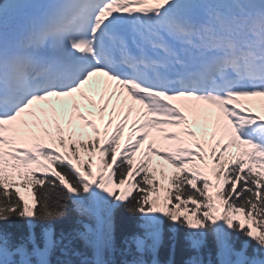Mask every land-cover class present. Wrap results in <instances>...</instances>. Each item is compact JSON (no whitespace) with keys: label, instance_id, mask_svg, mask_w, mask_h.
Returning <instances> with one entry per match:
<instances>
[{"label":"snow or ice","instance_id":"obj_1","mask_svg":"<svg viewBox=\"0 0 264 264\" xmlns=\"http://www.w3.org/2000/svg\"><path fill=\"white\" fill-rule=\"evenodd\" d=\"M49 98L79 131L24 119ZM254 98L264 0H0V264H264Z\"/></svg>","mask_w":264,"mask_h":264},{"label":"trees","instance_id":"obj_2","mask_svg":"<svg viewBox=\"0 0 264 264\" xmlns=\"http://www.w3.org/2000/svg\"><path fill=\"white\" fill-rule=\"evenodd\" d=\"M222 210V208H221ZM238 219L242 220L243 217L240 216L238 217ZM133 226V223L131 220H129L126 215L122 214L117 221V228H118V233H123L126 232L127 230H129L131 227ZM121 257L119 256V253L116 254V259L119 260ZM167 258V254L166 252H163L161 254V259L164 260ZM186 253L184 251L183 248V242L181 241L180 243H178L177 245V250H176V254H175V260H176V264H182V261L184 259H186ZM208 257L207 255H205V260H207ZM214 259V257H213Z\"/></svg>","mask_w":264,"mask_h":264},{"label":"rangeland","instance_id":"obj_3","mask_svg":"<svg viewBox=\"0 0 264 264\" xmlns=\"http://www.w3.org/2000/svg\"><path fill=\"white\" fill-rule=\"evenodd\" d=\"M66 115L65 118H61V119H56L54 120L55 123L61 124V126H66V129L69 127V121H70V117H71V112L70 110H64ZM44 123L49 126V127H54V123L53 121H44ZM73 126L75 128L76 131L80 130L79 124L75 123V121H73ZM88 131H90V129H88Z\"/></svg>","mask_w":264,"mask_h":264},{"label":"bare ground","instance_id":"obj_4","mask_svg":"<svg viewBox=\"0 0 264 264\" xmlns=\"http://www.w3.org/2000/svg\"><path fill=\"white\" fill-rule=\"evenodd\" d=\"M98 92H99V91H98ZM100 94H102V93H99V98H98L99 100L101 99ZM105 98H107V97L105 96ZM52 100L57 101L58 99H57V98H54V99L52 98ZM59 101H60V100H59ZM111 102L114 103L115 100L112 99ZM58 108H59V109H58L59 112H58L57 115L55 116L56 119H58L60 116H62L63 113L66 114L65 111H64L65 109H64L63 106H59ZM56 109H57V108H56ZM67 110H69V109H67ZM81 110H83V109H80L79 111L81 112ZM93 111H94V109H93Z\"/></svg>","mask_w":264,"mask_h":264}]
</instances>
